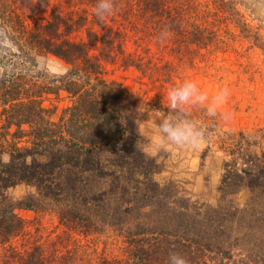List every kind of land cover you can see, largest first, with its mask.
I'll return each mask as SVG.
<instances>
[{
  "label": "trees",
  "instance_id": "16d2710c",
  "mask_svg": "<svg viewBox=\"0 0 264 264\" xmlns=\"http://www.w3.org/2000/svg\"><path fill=\"white\" fill-rule=\"evenodd\" d=\"M74 1L83 8L64 13L48 0H0V40L6 45L0 50V264H183L185 259L206 264L213 244H201V231L210 228L200 220L222 209H202L179 194L174 182L161 185L153 179L159 166L144 152L138 132L145 101L105 81L102 62L120 63L160 81L163 74L152 60L151 44L191 64L216 39L202 9L207 4L114 0V13L100 21L93 15L95 0ZM217 2L220 12L234 11L233 0ZM48 7L46 17L28 22L31 14ZM233 23L249 33L246 23L238 18ZM131 40L144 44V56L126 48ZM253 40L264 50L260 36ZM39 56L63 62L67 72L50 79L32 73ZM61 93L68 105L52 123L44 96L59 99ZM152 109L165 117L206 119L191 111L172 114L161 104ZM22 125L29 130L21 132ZM12 126L17 130L10 134ZM259 133L264 140V132ZM215 143L228 158L220 192L233 195L245 189L251 200L264 203V153H250L253 144L241 132L223 133ZM20 184L34 192L14 201L8 191ZM18 208L49 210L63 227L62 235L46 244L30 241L25 222L15 213ZM233 211L232 216L239 212ZM107 230L121 237L124 258L108 262L81 243L80 238ZM194 247L201 252L194 254Z\"/></svg>",
  "mask_w": 264,
  "mask_h": 264
},
{
  "label": "rangeland",
  "instance_id": "374dc122",
  "mask_svg": "<svg viewBox=\"0 0 264 264\" xmlns=\"http://www.w3.org/2000/svg\"><path fill=\"white\" fill-rule=\"evenodd\" d=\"M233 2L234 11L227 8L223 13L219 11L217 0H203V5L207 4L208 7L202 9L209 14L207 24L215 32L216 39L214 46L201 50L191 64H186L168 50L161 53L150 44L152 60L159 67L158 72L163 74L160 81L153 82L152 79L141 77L132 68L111 62H102V78L120 84L123 89L145 101L146 110L140 114L138 132L144 142V152L154 158L159 166V173L153 179L161 185L168 181L174 182L179 194L202 209H222L220 214H211L200 220L203 228H210L206 233L201 231L200 236L204 234L201 244L202 241L213 244L206 264H264V203L253 198L251 200L245 189L233 195L220 192L222 164L228 158L218 150L219 145L215 143L218 136L241 132L253 144L249 148L250 153L258 157L264 153V140L259 133L264 132V50L253 40L256 35L264 40V0ZM48 4L64 13L83 8L74 0H48ZM48 11L49 7L31 14L28 22L37 16L46 17ZM237 18L247 24L249 33H241L235 27L233 20ZM1 44L0 40L2 51L6 45ZM125 46L130 52L144 56V44L131 40ZM35 60L32 69L34 74L50 79L62 77L67 72L66 65L53 57L39 56ZM184 80L194 82L209 98L218 90H223L226 95L214 116H209L201 107L187 109L189 112L204 113L206 119L193 120L196 134L183 144L176 145L155 134L158 119L166 117L156 112L150 113L152 118L149 119L148 112L155 104L168 108V89ZM64 97V93L60 94L59 99L53 95L44 96L42 105L53 113L50 117L52 123L57 121L62 108L68 105ZM1 125L3 122L0 119ZM29 128L28 125H22L19 130L27 132ZM16 130L12 126L8 131L11 134ZM261 191L264 193V187ZM33 192L32 188L20 184L9 190L8 194L14 201H19ZM233 210L239 212L232 216ZM15 213L25 222L30 241L35 238L39 243L46 244L62 235L63 227L49 210L18 208ZM200 236L197 239L199 242ZM80 240L108 262L124 258L122 239L112 230ZM217 248L223 253H217ZM194 249V254L201 252L200 247ZM183 262L191 263L186 259Z\"/></svg>",
  "mask_w": 264,
  "mask_h": 264
},
{
  "label": "clouds",
  "instance_id": "9594fccd",
  "mask_svg": "<svg viewBox=\"0 0 264 264\" xmlns=\"http://www.w3.org/2000/svg\"><path fill=\"white\" fill-rule=\"evenodd\" d=\"M114 11V0H95L93 15L98 20L102 21L105 17L112 15ZM166 35V31L162 30L161 37H166ZM225 95L223 90H218L213 97L209 98L194 82L184 80L168 89L166 99L168 109L172 114L185 113L189 108L201 107L209 116H214L218 107L224 103ZM157 111V109L150 110L148 112L149 119L152 118L150 113L155 114ZM196 132L197 129L193 121L178 119L175 115L159 118L155 129L158 138L176 145L183 144ZM169 259L174 262V254H170Z\"/></svg>",
  "mask_w": 264,
  "mask_h": 264
}]
</instances>
